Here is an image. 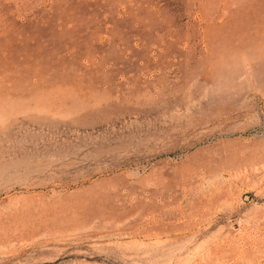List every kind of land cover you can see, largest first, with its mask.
Segmentation results:
<instances>
[{
	"label": "rangeland",
	"instance_id": "rangeland-1",
	"mask_svg": "<svg viewBox=\"0 0 264 264\" xmlns=\"http://www.w3.org/2000/svg\"><path fill=\"white\" fill-rule=\"evenodd\" d=\"M0 264H264V0H0Z\"/></svg>",
	"mask_w": 264,
	"mask_h": 264
}]
</instances>
